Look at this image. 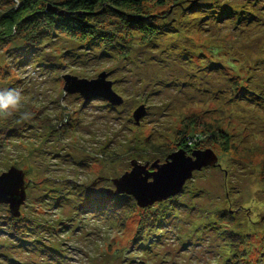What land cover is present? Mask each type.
I'll list each match as a JSON object with an SVG mask.
<instances>
[{
	"label": "rangeland",
	"instance_id": "obj_1",
	"mask_svg": "<svg viewBox=\"0 0 264 264\" xmlns=\"http://www.w3.org/2000/svg\"><path fill=\"white\" fill-rule=\"evenodd\" d=\"M21 2L0 0V16ZM134 13L98 24L110 39L0 24V91L21 97L0 110V176L26 184L19 217L0 204V264H264V0ZM68 76L105 77L122 104L69 94ZM207 150L215 165L175 197L114 194L132 163L153 173Z\"/></svg>",
	"mask_w": 264,
	"mask_h": 264
},
{
	"label": "water",
	"instance_id": "obj_2",
	"mask_svg": "<svg viewBox=\"0 0 264 264\" xmlns=\"http://www.w3.org/2000/svg\"><path fill=\"white\" fill-rule=\"evenodd\" d=\"M48 13L66 16L57 7L48 6ZM111 84L105 82L101 76L96 81L78 80L77 78L65 77V91L69 94L80 93L86 99H92L97 95H104L114 105L122 104V101L110 89ZM144 113H136L137 122ZM187 162V163H182ZM217 162V156L211 150L196 152L193 158H188L184 152L170 155L166 164H154L155 172L149 173L148 165L143 167L132 163V172L126 174L120 180L114 181L116 186L115 195L127 194L133 196L142 208L175 197L181 193L185 184L193 177L195 171L213 166ZM10 177L0 185V204L9 205L14 217H19L20 208L26 201L25 175L18 169H11L8 173L0 176ZM150 180H152L150 182Z\"/></svg>",
	"mask_w": 264,
	"mask_h": 264
},
{
	"label": "trees",
	"instance_id": "obj_3",
	"mask_svg": "<svg viewBox=\"0 0 264 264\" xmlns=\"http://www.w3.org/2000/svg\"><path fill=\"white\" fill-rule=\"evenodd\" d=\"M154 1L156 0H66L56 5L48 0H22L20 7L12 8L0 16V24L4 28L7 25H10L11 29L18 27L21 33L28 32L32 36H37L39 40L41 38L38 35L49 34L53 29L72 33L80 29V32L85 34L96 29L101 30L100 34L107 35L106 38L110 39V34L102 31L103 27L98 24L115 19L128 25L127 21L139 17L134 12L139 11L144 4ZM49 5L57 7L60 12L67 15L48 13ZM5 38L0 37V41H4Z\"/></svg>",
	"mask_w": 264,
	"mask_h": 264
},
{
	"label": "clouds",
	"instance_id": "obj_4",
	"mask_svg": "<svg viewBox=\"0 0 264 264\" xmlns=\"http://www.w3.org/2000/svg\"><path fill=\"white\" fill-rule=\"evenodd\" d=\"M20 94L15 90L0 91V110L7 112L15 109L20 103Z\"/></svg>",
	"mask_w": 264,
	"mask_h": 264
},
{
	"label": "snow or ice",
	"instance_id": "obj_5",
	"mask_svg": "<svg viewBox=\"0 0 264 264\" xmlns=\"http://www.w3.org/2000/svg\"><path fill=\"white\" fill-rule=\"evenodd\" d=\"M182 163H187V162H182ZM11 179L10 177H3L0 178V185H2L4 183L5 180Z\"/></svg>",
	"mask_w": 264,
	"mask_h": 264
}]
</instances>
